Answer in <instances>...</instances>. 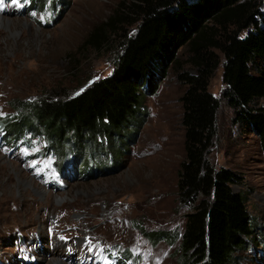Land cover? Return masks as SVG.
Instances as JSON below:
<instances>
[{
  "label": "rangeland",
  "instance_id": "obj_1",
  "mask_svg": "<svg viewBox=\"0 0 264 264\" xmlns=\"http://www.w3.org/2000/svg\"><path fill=\"white\" fill-rule=\"evenodd\" d=\"M120 1L2 0L0 119L15 112L14 100H35L59 88L76 95L109 76L119 48L80 46ZM69 56L77 60L74 73ZM187 58L181 48V65H172L164 77L157 69L158 89L143 97L145 120L115 169L63 177L34 132L31 139L10 142L0 131V264H179V239L154 240L153 232L178 234L189 209L176 194L184 154L179 98L185 90L176 74L194 73ZM224 89L221 62L209 84L220 101L210 159L241 175L232 189L247 196L258 227V239L237 252L235 264H264V152L254 133L233 122ZM257 104L264 105V97Z\"/></svg>",
  "mask_w": 264,
  "mask_h": 264
},
{
  "label": "trees",
  "instance_id": "obj_2",
  "mask_svg": "<svg viewBox=\"0 0 264 264\" xmlns=\"http://www.w3.org/2000/svg\"><path fill=\"white\" fill-rule=\"evenodd\" d=\"M261 3L121 0L80 46L95 51L119 48L111 74L76 95L59 88L35 100H14L15 112L0 119V131L10 142L31 139L34 132L43 140L41 152L53 154L63 177L73 179L81 173L87 178L101 168L115 169L145 120L143 97L158 89L157 69L164 77L172 65H181L177 52L185 48L194 73L176 74L185 86L179 98L184 154L176 194L178 203L189 209L181 232H153V239L166 235L179 239V264H235L237 252L258 239V227L247 208V196L232 189L242 181L241 175L216 167L210 159L220 101L209 84L222 62L223 99L233 112L232 120L254 133L264 152V105L257 104L264 97ZM134 24L130 33L128 27ZM76 67L77 63L71 67L73 73Z\"/></svg>",
  "mask_w": 264,
  "mask_h": 264
},
{
  "label": "bare ground",
  "instance_id": "obj_3",
  "mask_svg": "<svg viewBox=\"0 0 264 264\" xmlns=\"http://www.w3.org/2000/svg\"><path fill=\"white\" fill-rule=\"evenodd\" d=\"M3 22H1V23H4V22H6V19H3L2 20ZM26 184H29V185H32V183L31 182H27ZM40 192V191H39ZM58 259V258H57ZM54 260V259H53ZM52 264H59V261H55V262H53Z\"/></svg>",
  "mask_w": 264,
  "mask_h": 264
},
{
  "label": "snow or ice",
  "instance_id": "obj_4",
  "mask_svg": "<svg viewBox=\"0 0 264 264\" xmlns=\"http://www.w3.org/2000/svg\"><path fill=\"white\" fill-rule=\"evenodd\" d=\"M0 2H2V0H0Z\"/></svg>",
  "mask_w": 264,
  "mask_h": 264
}]
</instances>
